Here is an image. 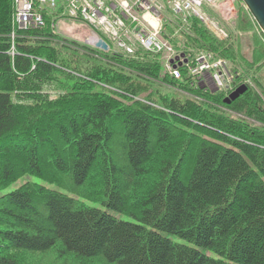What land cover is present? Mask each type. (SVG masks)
Listing matches in <instances>:
<instances>
[{"label": "trees", "instance_id": "trees-1", "mask_svg": "<svg viewBox=\"0 0 264 264\" xmlns=\"http://www.w3.org/2000/svg\"><path fill=\"white\" fill-rule=\"evenodd\" d=\"M236 4L224 40L194 17L177 18L178 36L172 18L163 31L177 51L211 52L235 79L249 75L257 89L226 104L229 91L175 79L141 48L64 39L51 25L58 11L42 10V28L16 29L13 0H0V264L49 253L66 264H264V35ZM242 33L251 60L235 48ZM150 87L187 97L157 103Z\"/></svg>", "mask_w": 264, "mask_h": 264}, {"label": "built area", "instance_id": "built-area-1", "mask_svg": "<svg viewBox=\"0 0 264 264\" xmlns=\"http://www.w3.org/2000/svg\"><path fill=\"white\" fill-rule=\"evenodd\" d=\"M165 1V4H163ZM215 0H13L14 28H42L45 20L37 6L59 9L61 14L72 19H79L102 33L113 46L124 53H132L134 45L146 51L165 56L166 71L178 78L179 65L174 47L160 36L163 12L169 7L185 22L189 17L197 18L217 37H226V32L219 23L205 14L204 5ZM14 31L11 33L14 38ZM12 45L10 54L13 55ZM188 73L196 77L203 85L214 84L225 87L230 81L229 73L219 58L208 53H199L195 58L183 64ZM182 66V65H181Z\"/></svg>", "mask_w": 264, "mask_h": 264}, {"label": "rangeland", "instance_id": "rangeland-1", "mask_svg": "<svg viewBox=\"0 0 264 264\" xmlns=\"http://www.w3.org/2000/svg\"><path fill=\"white\" fill-rule=\"evenodd\" d=\"M163 4H165V1H163ZM236 5H237L236 4V0H215L213 3H211L209 6H207V8H212L211 12H213L212 13L213 17L217 21H219L222 25H224L226 27V29H227V26L229 25V27H230V23L233 21V19H235L237 17V7H236ZM163 15L165 17V20H170L171 18H172L171 19L172 22H173V20H175V22H176L175 26L177 27V30H176L174 35L178 36L179 28H181V25H179L177 17L175 15H173V13L170 11V9H168V7L163 12ZM59 18H61V17H59ZM77 23H79V22L76 21V20L63 18V20H59L56 23V25H55L56 33L61 35L64 39H67L70 42H77L78 44H85L86 39L92 35V32L87 27L80 26ZM174 35H172L171 38H173ZM233 41H234V44H235V48L237 46V51L240 53V55L242 57H244L245 60H251L252 59V57H251V55H252V38H251V35L248 34V33H242V34L237 35L236 38L233 39ZM99 55H100L99 53H95L94 52L92 57L94 59H96V58L98 59ZM94 59H92V60H94ZM227 64H228L227 66L229 67V69L232 72H234V70H232L231 63L229 61H227ZM231 71H230L229 74L232 73ZM163 72L165 74L171 76L168 72H166L164 70H163ZM183 72H184V74L186 76H189L187 67H184L182 73H181V71H179L180 76L178 78H176V79L182 78ZM261 72L264 73V66H263ZM238 73H239V75L241 77L240 78H236V79L233 80V82H232L233 86H235L234 84H236L237 82H241V84H244L246 86L249 85V86H252L254 89H257L255 84L252 82V79L249 77V75L245 74L246 75L245 76L241 72H238ZM96 84H97V89L105 88V86H104V84L102 82L101 83L99 82V83H96ZM238 84L241 85L240 83H238ZM202 88H204L206 90H210V91H218V92H221V93H226L227 92V89H225L224 87L219 89L214 84L207 85L206 87H202ZM182 91L183 90L181 88H179V90L169 91V90H164L163 88L155 89V87H150L149 90H148V92L152 93L151 100H153V101H155L157 103H161L162 102L161 97L163 95H169L170 97L171 96H176V97H180L181 99L185 100V98L187 96L185 95V93L184 94L181 93ZM184 92H186V91H184ZM147 94L148 93H145V94L141 93L139 95H141L140 98H142V99L145 98L146 99L145 96ZM191 95L194 96L193 94H191ZM192 96H191V98H193V99L195 98L198 101H202L201 99H203V98H199L198 99V98L192 97ZM50 98H51V96H50ZM163 105H164V103H163ZM213 107H215V105H213ZM218 108H219V110H217V108H215V109L212 108V109L215 112L220 111L222 113H228L229 115H233L231 117L234 118V119L236 118V116L237 117H241V115L230 111L229 108H227V107L218 106ZM245 119H247V118H245ZM258 126H260V125H258ZM31 179L34 180L35 182L40 183V184L48 185V187H50V188H53V189H56V190H59V191H63V190L55 187L54 185L48 184L46 181H44L41 178H38L36 176H32ZM22 181L23 180L16 181L12 186H10L7 189V191L14 189ZM86 203L89 206H91V207L99 208V209L108 211L112 215H116V212L108 210L100 202L86 201ZM120 218L122 220H125V221L135 222V219L132 216H129V215L122 214V215H120ZM171 237H173V236H171ZM174 240L176 242H178V243L186 244V245H189V246H194L193 244L188 243V242H186V241H184L182 239H179L177 237H174ZM205 252L212 258H218L217 254L212 252V251H205ZM23 257L25 258V263L24 264H66V262L60 261L59 259L55 258L53 253H49L47 255H45V254L44 255H24Z\"/></svg>", "mask_w": 264, "mask_h": 264}, {"label": "water", "instance_id": "water-1", "mask_svg": "<svg viewBox=\"0 0 264 264\" xmlns=\"http://www.w3.org/2000/svg\"><path fill=\"white\" fill-rule=\"evenodd\" d=\"M253 18L254 22L264 34V0H241ZM86 44L97 48L102 51H108L109 45L108 43L98 35H92L86 39ZM246 85L238 86L234 91H232L228 97L224 99L225 103H229L236 98H238L241 94L246 91Z\"/></svg>", "mask_w": 264, "mask_h": 264}, {"label": "crops", "instance_id": "crops-1", "mask_svg": "<svg viewBox=\"0 0 264 264\" xmlns=\"http://www.w3.org/2000/svg\"><path fill=\"white\" fill-rule=\"evenodd\" d=\"M78 22H79V23H77L78 25L85 26V27H87L90 30V28L85 23H83L82 21H78Z\"/></svg>", "mask_w": 264, "mask_h": 264}]
</instances>
